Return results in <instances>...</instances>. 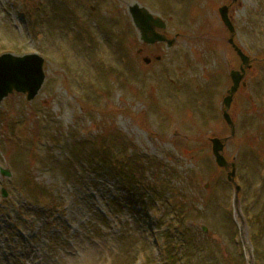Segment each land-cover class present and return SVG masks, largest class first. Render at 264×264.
<instances>
[{"label":"rangeland","instance_id":"1","mask_svg":"<svg viewBox=\"0 0 264 264\" xmlns=\"http://www.w3.org/2000/svg\"><path fill=\"white\" fill-rule=\"evenodd\" d=\"M133 2L167 21L180 35L174 46L138 42ZM224 5L250 59L223 150L236 200L209 142L229 135L220 103L239 65L217 12ZM3 53H36L45 80L32 101L13 93L0 104V170L10 174L0 173V264L264 261V0H0ZM119 135L109 166L143 160L134 186L73 166V142Z\"/></svg>","mask_w":264,"mask_h":264},{"label":"water","instance_id":"2","mask_svg":"<svg viewBox=\"0 0 264 264\" xmlns=\"http://www.w3.org/2000/svg\"><path fill=\"white\" fill-rule=\"evenodd\" d=\"M235 1V0H233ZM131 21L135 29L139 33V39L145 44H154L156 42H166L167 39L156 32V29L164 30V23L157 17H153L144 7H140L137 3H133L128 8ZM221 21L228 29L230 38L229 43L237 53L242 65L238 71H231L230 78L232 86L230 87L228 96L222 103L224 106L223 119L231 128V137L234 135L233 124L226 112L229 108L231 98L237 91L239 83L242 79L244 69L248 67V58L233 44V26L227 17V7L223 6L219 9ZM173 41H167L170 47ZM44 60L37 54H24L21 56L9 53L0 55V104L9 95L13 93L23 94L27 101H31L38 94L45 80L43 71ZM212 154L215 158L217 166L227 169L228 164L221 155L226 139L212 138L210 139ZM231 172L228 173L227 179L233 182L234 165L231 164ZM2 175L9 177V173L1 171ZM236 192L239 187H235ZM5 196V194H3Z\"/></svg>","mask_w":264,"mask_h":264},{"label":"trees","instance_id":"3","mask_svg":"<svg viewBox=\"0 0 264 264\" xmlns=\"http://www.w3.org/2000/svg\"><path fill=\"white\" fill-rule=\"evenodd\" d=\"M122 137L119 135L117 140L116 139H113V138H110V139H104L100 136H97V137H92V138H89L87 140H80V141H77V142H73L72 145H70V149L69 151H71V158L73 160V162H75L73 164V166L75 165H78L77 168L79 167V165H86L87 167L89 168H93V170L96 168L97 170H95V173L99 172V170L101 171V174L103 172H106V173H111L112 176L117 179L118 181H126V184L129 186V187H132L134 186V183L136 182V180H140L141 177H143L145 171L143 170V165H144V162L143 160L142 161H131L130 164H127L125 166V169L122 170L121 168L119 169H116V170H112L110 169V167L112 165H116L117 163L114 162V164L110 165L109 166V163H110V160L112 159L110 156H109V150L111 148H114L116 147L115 145L113 144H118L120 142V139ZM84 149V151H83ZM125 149V146L124 144L121 142V145H120V150L123 151ZM130 150L129 149H126V151ZM77 155H81L80 159L78 160ZM85 157V158H84ZM83 158L85 159V161L83 160ZM128 159V158H127ZM112 161V160H111ZM67 169V167H66ZM139 177V178H137ZM30 185L33 187V189H35L36 191L39 189L36 184H34L33 182L31 183L30 182ZM131 195L133 197H136V194H134V190L132 189H129ZM181 231H184L182 228H181ZM261 231H264V228L263 230ZM261 231L259 232H254L253 235L251 236V240L250 242L252 243V246L253 248H256V243H257V235L256 233H261ZM187 233V230L185 229V234ZM187 243V240H185V244ZM176 243H173L171 244V246L169 245H166L165 246V252H166V255H169L167 258L170 259V254L172 253V250L175 249L176 247ZM264 261H259V258H258V263L256 264H264L263 263ZM244 263V262H243ZM175 264V263H174Z\"/></svg>","mask_w":264,"mask_h":264},{"label":"flooded vegetation","instance_id":"4","mask_svg":"<svg viewBox=\"0 0 264 264\" xmlns=\"http://www.w3.org/2000/svg\"><path fill=\"white\" fill-rule=\"evenodd\" d=\"M158 32H160V31H158ZM166 36H167V38L169 37V35L167 34V33H164ZM158 44H163V43H158ZM226 44H227V40H226ZM227 46H229L228 44H227ZM230 47V46H229ZM231 50V49H230ZM141 53V52H140ZM148 57V56H147ZM150 58V57H149ZM151 61H152V59H151ZM229 85H230V83H229ZM229 87V86H228ZM238 92H239V90H238ZM237 92V93H238ZM234 102V97H233V101H232V103Z\"/></svg>","mask_w":264,"mask_h":264}]
</instances>
